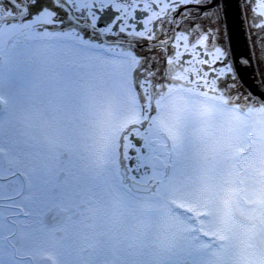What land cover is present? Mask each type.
<instances>
[{"label":"snow or ice","instance_id":"obj_1","mask_svg":"<svg viewBox=\"0 0 264 264\" xmlns=\"http://www.w3.org/2000/svg\"><path fill=\"white\" fill-rule=\"evenodd\" d=\"M0 103V264H264V0H0Z\"/></svg>","mask_w":264,"mask_h":264},{"label":"rangeland","instance_id":"obj_2","mask_svg":"<svg viewBox=\"0 0 264 264\" xmlns=\"http://www.w3.org/2000/svg\"><path fill=\"white\" fill-rule=\"evenodd\" d=\"M7 112H6V110L4 109V111H3V113L0 115V117H7ZM20 117H24V114H23V112L21 111V110H17L14 114H13V116H12V118H11V122H10V125L8 126V128H9V132L12 134V136H13V138L14 139H17V140H19L20 138H19V122H18V120H19V118ZM4 147L5 148H7V144H5L4 145ZM3 160H5V162L7 163V164H11V163H13V161L11 160V158H10V154L9 153H7V152H0V165H2V161ZM0 259H4V257H3V255L2 254H0ZM53 259H56L55 257L53 258Z\"/></svg>","mask_w":264,"mask_h":264},{"label":"flooded vegetation","instance_id":"obj_3","mask_svg":"<svg viewBox=\"0 0 264 264\" xmlns=\"http://www.w3.org/2000/svg\"><path fill=\"white\" fill-rule=\"evenodd\" d=\"M18 122H19V138L22 139V137H21L20 134H21V132L24 131V129H25V121H24V117H23V118L20 117L19 120H18ZM2 162H3L2 165H7V163L5 162V160H3Z\"/></svg>","mask_w":264,"mask_h":264},{"label":"water","instance_id":"obj_4","mask_svg":"<svg viewBox=\"0 0 264 264\" xmlns=\"http://www.w3.org/2000/svg\"><path fill=\"white\" fill-rule=\"evenodd\" d=\"M0 110H1V105H0Z\"/></svg>","mask_w":264,"mask_h":264}]
</instances>
